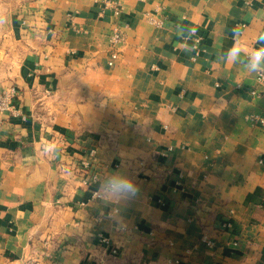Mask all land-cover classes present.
<instances>
[{
  "label": "crops",
  "instance_id": "1",
  "mask_svg": "<svg viewBox=\"0 0 264 264\" xmlns=\"http://www.w3.org/2000/svg\"><path fill=\"white\" fill-rule=\"evenodd\" d=\"M110 1L119 16L0 0V95L20 114L0 116V264H264V74L220 60L237 26L260 46L264 0ZM117 168L141 188L120 230L83 184Z\"/></svg>",
  "mask_w": 264,
  "mask_h": 264
},
{
  "label": "clouds",
  "instance_id": "2",
  "mask_svg": "<svg viewBox=\"0 0 264 264\" xmlns=\"http://www.w3.org/2000/svg\"><path fill=\"white\" fill-rule=\"evenodd\" d=\"M232 31L233 44L221 54L220 60L242 65L243 69L251 74H264V33L257 37L260 46L246 52L240 42V27L237 26ZM90 182L96 185L92 197L100 207L103 218L116 230L126 228L127 221L123 210L141 194V188L135 177L123 168L102 169Z\"/></svg>",
  "mask_w": 264,
  "mask_h": 264
},
{
  "label": "built area",
  "instance_id": "3",
  "mask_svg": "<svg viewBox=\"0 0 264 264\" xmlns=\"http://www.w3.org/2000/svg\"><path fill=\"white\" fill-rule=\"evenodd\" d=\"M104 8L110 10L115 16H119L122 11L121 5L116 1L105 0ZM101 14H104V11H102ZM147 20L151 24L157 27H163L165 24L164 16H160V15L159 16L147 15ZM192 34H194V37H193L194 53L191 59L195 61L200 56V53L202 52L203 37L200 35H197L195 30H192ZM124 41H125V33L123 32L121 27H119L118 25H114L110 32V36H109V42L111 46L110 61L108 63L109 66H112L114 64V61L118 58L119 53L117 51V47L120 44H122ZM263 78L264 76H261V80H263ZM18 97H19V93L15 88H11L0 95V116L4 114H8V113L12 115V117L20 116L19 110L17 109L16 104L14 102L16 98ZM90 158L91 160L81 161L80 167L83 171L89 172L92 165H94L95 163V152L94 151L90 152ZM96 174L97 173H92L88 179L83 180V184L88 188V191L90 193V200H93L92 193L95 190L93 189V187L96 186L90 181L92 177L95 176ZM84 203L85 202H82L81 205H84ZM225 226L230 228L232 225L231 223H227ZM102 241L105 244H109L108 239L103 238ZM202 241L206 243V245H208L209 247L215 246V242L206 235L202 237ZM175 263L179 264V261H175ZM23 264H40V263L39 261L35 259H28Z\"/></svg>",
  "mask_w": 264,
  "mask_h": 264
}]
</instances>
